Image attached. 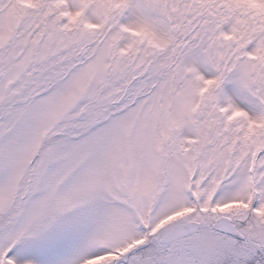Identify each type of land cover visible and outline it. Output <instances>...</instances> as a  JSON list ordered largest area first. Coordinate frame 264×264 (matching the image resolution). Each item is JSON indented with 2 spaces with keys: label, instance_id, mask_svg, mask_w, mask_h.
Listing matches in <instances>:
<instances>
[{
  "label": "snow or ice",
  "instance_id": "6c2138e0",
  "mask_svg": "<svg viewBox=\"0 0 264 264\" xmlns=\"http://www.w3.org/2000/svg\"><path fill=\"white\" fill-rule=\"evenodd\" d=\"M0 264H264V0H0Z\"/></svg>",
  "mask_w": 264,
  "mask_h": 264
}]
</instances>
